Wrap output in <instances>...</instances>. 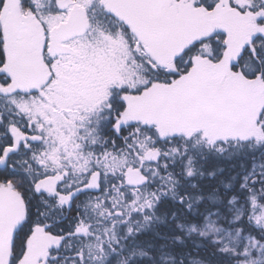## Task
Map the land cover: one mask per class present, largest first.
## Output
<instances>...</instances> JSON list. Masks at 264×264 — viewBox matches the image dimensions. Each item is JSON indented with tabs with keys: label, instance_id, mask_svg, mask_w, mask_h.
Masks as SVG:
<instances>
[{
	"label": "snow or ice",
	"instance_id": "1",
	"mask_svg": "<svg viewBox=\"0 0 264 264\" xmlns=\"http://www.w3.org/2000/svg\"><path fill=\"white\" fill-rule=\"evenodd\" d=\"M0 264H264V0H0Z\"/></svg>",
	"mask_w": 264,
	"mask_h": 264
}]
</instances>
